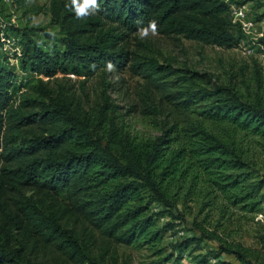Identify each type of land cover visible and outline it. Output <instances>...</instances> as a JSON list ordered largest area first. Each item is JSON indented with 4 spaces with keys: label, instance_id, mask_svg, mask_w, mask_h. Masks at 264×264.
<instances>
[{
    "label": "trees",
    "instance_id": "16d2710c",
    "mask_svg": "<svg viewBox=\"0 0 264 264\" xmlns=\"http://www.w3.org/2000/svg\"><path fill=\"white\" fill-rule=\"evenodd\" d=\"M246 2L262 0H99L77 19L67 0H48L56 35L19 28L15 56L36 79L15 102L0 62V264H118L119 245L148 250L143 264H169L204 240L214 247L193 264H264V66L252 58L220 77L130 45L146 48L138 26L155 19L161 34L235 47L245 31L230 4ZM108 61L142 78L145 112L167 116L156 134L130 128L105 87L91 100L44 80L105 73ZM189 202L203 212L195 231L164 243Z\"/></svg>",
    "mask_w": 264,
    "mask_h": 264
},
{
    "label": "rangeland",
    "instance_id": "374dc122",
    "mask_svg": "<svg viewBox=\"0 0 264 264\" xmlns=\"http://www.w3.org/2000/svg\"><path fill=\"white\" fill-rule=\"evenodd\" d=\"M47 2L48 0H32L26 6L16 7L11 0H0V26L2 28L0 31V54L3 57L0 62L10 66L13 71L11 93L15 102L36 79V74L23 70L16 59L15 55L20 49L17 43L20 37L19 28L45 26L50 33H55V35L57 33L56 25L50 23L49 20V13L46 9ZM251 5L250 2L240 5L230 4L233 19L240 21L245 31L242 40L232 48L201 44L182 36L161 33L155 37L149 36L145 40L138 37L140 41L145 42L146 48L137 43L134 38L130 40V45L132 49L145 50L148 54L155 56L159 62H169L174 67L205 70L215 75L218 74L220 77H226L228 69L234 71L237 66L251 61L252 58L257 59L264 66V44L259 40L261 36H264V16L262 15L264 0L260 6ZM39 6L41 8H38ZM36 39L43 47L47 42H52V38L40 40L36 37ZM4 55L8 58H4ZM106 71L105 73L98 71L91 77L82 74H66L44 78V80H49V84L56 87L59 84L65 85L77 94H82L85 91L91 100L101 98L102 89L105 87L108 99L119 106L118 111L122 113L121 117L130 128L138 132L156 134L158 130L154 120L163 121L167 119V116L163 114L154 117V114H149L142 109L139 95L143 83L142 78L133 74L127 67L121 70L115 69L113 72ZM154 95L156 96L157 93L155 92ZM180 210L184 212L185 221L178 222L177 226L167 230L163 238L164 243L176 241L180 237L192 233L195 230H189L187 227L191 225L194 218L200 220L203 217V212H199L198 204L195 202H189L187 207L180 208ZM261 212L258 216L264 220V200ZM167 219H169L168 216H164L161 221ZM251 235V233H245L244 239L247 242L251 241ZM192 247L198 248L193 250ZM213 247L211 240H204L198 246L189 245L181 254L174 252L173 258L168 263L193 264V255L205 253ZM118 254V264H122L123 260H127L128 264H143L150 259L148 250L130 245H119ZM211 261L214 262V258H211ZM106 262V264H112L110 259H107Z\"/></svg>",
    "mask_w": 264,
    "mask_h": 264
},
{
    "label": "clouds",
    "instance_id": "9594fccd",
    "mask_svg": "<svg viewBox=\"0 0 264 264\" xmlns=\"http://www.w3.org/2000/svg\"><path fill=\"white\" fill-rule=\"evenodd\" d=\"M65 7L73 12L77 19H85L101 10L99 0H67ZM137 24L139 25L140 21H137ZM137 33L141 40H145L149 36H157L159 34L157 21L153 19L145 26H138ZM115 67L112 61L106 63V68L109 72L115 71Z\"/></svg>",
    "mask_w": 264,
    "mask_h": 264
}]
</instances>
